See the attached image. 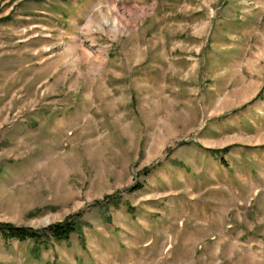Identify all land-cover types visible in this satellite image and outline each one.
<instances>
[{
	"label": "rangeland",
	"instance_id": "obj_1",
	"mask_svg": "<svg viewBox=\"0 0 264 264\" xmlns=\"http://www.w3.org/2000/svg\"><path fill=\"white\" fill-rule=\"evenodd\" d=\"M70 215L0 264H264V0H0V222Z\"/></svg>",
	"mask_w": 264,
	"mask_h": 264
},
{
	"label": "trees",
	"instance_id": "obj_2",
	"mask_svg": "<svg viewBox=\"0 0 264 264\" xmlns=\"http://www.w3.org/2000/svg\"><path fill=\"white\" fill-rule=\"evenodd\" d=\"M146 170H148L146 168ZM132 186L130 188H134ZM137 188V185H136ZM79 228V224L73 215L66 217L62 221H57L41 229L28 226L17 225L11 222H0V234L4 240H31L36 243L35 249L44 245L49 239L54 241L68 240L70 235Z\"/></svg>",
	"mask_w": 264,
	"mask_h": 264
},
{
	"label": "bare ground",
	"instance_id": "obj_3",
	"mask_svg": "<svg viewBox=\"0 0 264 264\" xmlns=\"http://www.w3.org/2000/svg\"><path fill=\"white\" fill-rule=\"evenodd\" d=\"M117 22H116V20L114 19V24H116Z\"/></svg>",
	"mask_w": 264,
	"mask_h": 264
}]
</instances>
